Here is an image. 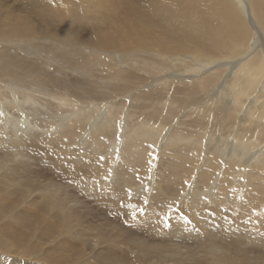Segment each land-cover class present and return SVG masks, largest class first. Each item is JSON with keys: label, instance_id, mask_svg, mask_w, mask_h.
I'll return each mask as SVG.
<instances>
[{"label": "bare ground", "instance_id": "6f19581e", "mask_svg": "<svg viewBox=\"0 0 264 264\" xmlns=\"http://www.w3.org/2000/svg\"><path fill=\"white\" fill-rule=\"evenodd\" d=\"M31 8L39 25L0 23V255L92 264L130 237L98 230L82 248L93 226L76 219L80 202L31 172L29 151L57 176L78 175L102 206L131 211L126 221L146 220L152 234L129 239L131 264H186L183 241L205 232L212 244L187 263L231 260L215 245L224 237L264 247V0ZM84 158L104 162L93 179L80 174ZM121 260L111 264H129Z\"/></svg>", "mask_w": 264, "mask_h": 264}, {"label": "rangeland", "instance_id": "374dc122", "mask_svg": "<svg viewBox=\"0 0 264 264\" xmlns=\"http://www.w3.org/2000/svg\"><path fill=\"white\" fill-rule=\"evenodd\" d=\"M42 1V0H39ZM75 1V0H73ZM32 3L33 0L30 2L29 0H0V23L1 24H7L14 20V17L18 18H25L26 22H34L38 23L37 17L35 12L32 10ZM42 3V2H41ZM56 29H60L59 26H54ZM6 48H11V45L5 44ZM12 52V51H11ZM11 52H7L8 54ZM47 114V113H45ZM1 151V150H0ZM27 156H29L30 161V168L29 170L31 172H35L41 177L44 178L45 176V183L46 181H54L56 186H60L61 189L65 190V192L70 193L72 195V199L80 202L81 206L75 208L76 211V219L89 222L93 226L92 231L85 230L80 234L81 242L87 241L90 242V239H92V235L96 234L98 230H101L105 233H110L113 236H115L117 233H120L122 236L130 235L129 239L135 235H138L142 239H148L150 237L149 235L143 232V230L146 228L144 226L145 219L143 220H135L134 222H126V216L131 212L127 210V214L124 210L120 211L118 207L115 206L117 202H114V205H110L109 208L102 206V204H99L97 202V197H94L92 195L91 191H83L82 188H84L82 185H79V176L75 178H71L69 174H60L57 176L59 171H56L54 168L50 166V161L41 160V155H36L34 152L29 151L27 153ZM34 157L35 159H33ZM165 160L169 161L170 157L165 155ZM83 163H85V168L82 170L80 174H86L92 176V179L95 178V176L91 173V170L96 166H102L103 161L100 159L93 160L91 158H84ZM115 164V163H114ZM116 168L120 169L122 168V164L120 162L116 163ZM168 169V168H167ZM37 170V171H36ZM166 170V168H165ZM41 173V174H40ZM44 175V176H43ZM137 176V175H136ZM171 176V174H169ZM58 177V178H57ZM156 177V176H155ZM180 178V177H179ZM49 179V180H48ZM198 184L197 182H195ZM166 184L165 180L159 181L160 186H164ZM200 185V184H199ZM138 186V182L136 185ZM133 187V186H132ZM201 187V185H200ZM129 190V188H126ZM192 189V188H190ZM94 190V188L92 189ZM88 192V193H87ZM130 194V193H129ZM128 194V195H129ZM29 197L28 193H25L23 196V199H27ZM241 199V197H240ZM36 204H40V201L36 199ZM119 203V202H118ZM40 210L45 212L46 207L40 205ZM107 208V209H106ZM38 211V210H37ZM38 213H40L38 211ZM87 220H86V219ZM114 227L119 228L121 231L116 230ZM242 227V226H240ZM243 231L247 233L246 226H244ZM85 232V233H84ZM244 232H240L243 234ZM84 233V234H83ZM206 234V235H205ZM205 236L207 238L203 237L202 240H184L183 245L189 249L188 257L185 258L183 262H186V264H194L192 262L187 263L191 259H196L194 257H191L194 255L193 248H196L197 246L199 248H207L208 245L212 244V241L208 238L211 237L208 233L205 232ZM154 236L158 237L161 236V232L155 231L153 233ZM246 236V235H245ZM244 236V237H245ZM249 236V235H247ZM121 241V240H113L110 242V245H104L100 248L99 254L96 256V258L92 259V264H100L99 262L104 263H114L119 258H123L121 261H127L129 264H131V260L133 259V256H136L137 253L132 249L131 241L130 240ZM174 240V239H173ZM161 243L160 241H158ZM167 243L171 242H162L161 244L167 245ZM262 244H264V237L262 238ZM215 245L219 247L225 248V255L227 254L229 257H231V260L225 261L223 264H264V247L259 248L257 244H250L247 241L241 242L240 244L234 243L233 237H224L220 240H216ZM82 248L84 247L82 242ZM251 247H253L251 249ZM186 249H182V251H185ZM196 255L198 253V249ZM52 251H57L56 249H53ZM206 251V250H205ZM245 252V258L241 256V254ZM201 258L206 256V252L200 255ZM14 256H7V255H0V264H40V262H32L28 259L24 258H18ZM181 262V263H183ZM204 262H210V261H204ZM41 264H51V263H41Z\"/></svg>", "mask_w": 264, "mask_h": 264}, {"label": "snow or ice", "instance_id": "6c2138e0", "mask_svg": "<svg viewBox=\"0 0 264 264\" xmlns=\"http://www.w3.org/2000/svg\"><path fill=\"white\" fill-rule=\"evenodd\" d=\"M138 211H143V209H138ZM125 223H127V221ZM165 226L167 227V221H166V219H165Z\"/></svg>", "mask_w": 264, "mask_h": 264}]
</instances>
